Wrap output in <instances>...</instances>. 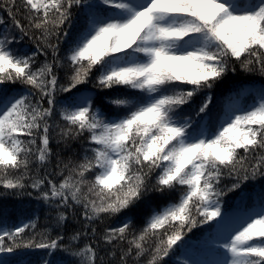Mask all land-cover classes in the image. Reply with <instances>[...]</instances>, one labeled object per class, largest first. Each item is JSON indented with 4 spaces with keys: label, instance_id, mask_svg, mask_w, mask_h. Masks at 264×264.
Returning <instances> with one entry per match:
<instances>
[{
    "label": "snow or ice",
    "instance_id": "obj_1",
    "mask_svg": "<svg viewBox=\"0 0 264 264\" xmlns=\"http://www.w3.org/2000/svg\"><path fill=\"white\" fill-rule=\"evenodd\" d=\"M0 264H264V0H0Z\"/></svg>",
    "mask_w": 264,
    "mask_h": 264
},
{
    "label": "trees",
    "instance_id": "obj_2",
    "mask_svg": "<svg viewBox=\"0 0 264 264\" xmlns=\"http://www.w3.org/2000/svg\"><path fill=\"white\" fill-rule=\"evenodd\" d=\"M244 79H253L255 80L256 82L259 83L260 81V78L259 77H243ZM43 223V216H42V213H41V224ZM115 223V222H114Z\"/></svg>",
    "mask_w": 264,
    "mask_h": 264
}]
</instances>
